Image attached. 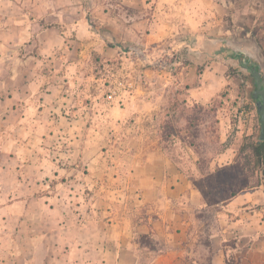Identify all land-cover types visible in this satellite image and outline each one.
Masks as SVG:
<instances>
[{"label": "crops", "instance_id": "crops-1", "mask_svg": "<svg viewBox=\"0 0 264 264\" xmlns=\"http://www.w3.org/2000/svg\"><path fill=\"white\" fill-rule=\"evenodd\" d=\"M215 6L0 0V264H264V185L208 204L150 136L167 88L206 107L226 87ZM241 114L210 166L236 160Z\"/></svg>", "mask_w": 264, "mask_h": 264}, {"label": "rangeland", "instance_id": "rangeland-1", "mask_svg": "<svg viewBox=\"0 0 264 264\" xmlns=\"http://www.w3.org/2000/svg\"><path fill=\"white\" fill-rule=\"evenodd\" d=\"M212 1L219 10L214 12L213 19L219 20L218 30L211 36L235 38L238 41L254 39L259 47L258 54L264 63V0ZM138 56L141 57L140 54H131L127 60L110 61L106 71L110 81L127 80L128 76H122L124 73H130L136 65L142 68L136 60ZM168 57L173 59L176 56L171 52ZM240 65L232 66L240 73L237 78H229L228 70L226 71V87L210 105L202 109L198 105H186L182 101L180 90H164L159 117H156L150 133V136L157 140L162 152L180 173L191 180L192 185L204 191L214 192V195L208 198V204H220V201L230 197L231 193L255 186L258 176L264 185V171L261 175L260 172L255 173L239 150L236 160L229 166L216 168L209 164L210 159L220 153L224 146L234 143L236 137L234 126L222 131L217 118L220 115H226L229 122L234 124L237 121L236 115L243 111L240 116L244 123L241 124L250 126L251 134L243 136L241 145L259 138L258 115L255 102L252 101L254 81L250 72L242 71ZM120 72L123 74L120 75ZM248 113L250 116L246 117ZM168 133H171V138H166ZM123 137L125 139L126 135ZM222 138L224 143L221 142ZM111 156L121 158L123 154L116 152Z\"/></svg>", "mask_w": 264, "mask_h": 264}, {"label": "water", "instance_id": "water-1", "mask_svg": "<svg viewBox=\"0 0 264 264\" xmlns=\"http://www.w3.org/2000/svg\"><path fill=\"white\" fill-rule=\"evenodd\" d=\"M216 42H224L225 47L232 52V56L225 60L226 62L232 65L241 64V70L250 72L253 78L255 89L252 99L255 101V109L260 126L259 140L264 141V63L258 54V44L254 39L241 41L237 39H220L215 40ZM237 56H240L241 59H236ZM250 61L254 62L257 68L250 69L248 66Z\"/></svg>", "mask_w": 264, "mask_h": 264}, {"label": "trees", "instance_id": "trees-1", "mask_svg": "<svg viewBox=\"0 0 264 264\" xmlns=\"http://www.w3.org/2000/svg\"><path fill=\"white\" fill-rule=\"evenodd\" d=\"M224 45L222 44V46L218 47L216 50H213L210 54L211 57L213 58V56H219L222 60L228 59L229 57L232 56V52H229L228 49H226L225 47H223ZM240 56H237L236 59H240ZM187 63L192 64V62H190V60H187ZM250 63V64H249ZM248 63V65H252L256 66V64L252 61H250ZM241 66V65H240ZM198 71H201L204 68V65L201 64L197 66ZM239 72L236 68H233L232 66H228V74L227 76L230 78H237V76H239ZM254 85V82H253ZM255 87V86H254ZM253 102H255L252 99ZM200 109H202L203 107L198 106ZM171 133H168V135H166V138H171ZM240 153L244 154V157L246 159L247 164L251 165V169L256 173L260 172V175L263 174L264 171V141H260L259 138H257L255 141H251L249 143H244L241 145L240 149H239ZM246 154V155H245ZM261 181L258 179L256 181V185L255 186H259L261 185ZM234 193H231L230 196H233ZM224 200V199H223Z\"/></svg>", "mask_w": 264, "mask_h": 264}, {"label": "built area", "instance_id": "built-area-1", "mask_svg": "<svg viewBox=\"0 0 264 264\" xmlns=\"http://www.w3.org/2000/svg\"><path fill=\"white\" fill-rule=\"evenodd\" d=\"M158 65L161 67V68H166V67H170L171 65L169 63H166V62H159ZM116 96V91H110L107 96H106V99L107 100H112L114 97Z\"/></svg>", "mask_w": 264, "mask_h": 264}, {"label": "flooded vegetation", "instance_id": "flooded-vegetation-1", "mask_svg": "<svg viewBox=\"0 0 264 264\" xmlns=\"http://www.w3.org/2000/svg\"><path fill=\"white\" fill-rule=\"evenodd\" d=\"M250 64V63H249ZM250 69L256 68L255 66L252 65H248Z\"/></svg>", "mask_w": 264, "mask_h": 264}]
</instances>
